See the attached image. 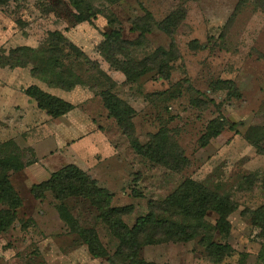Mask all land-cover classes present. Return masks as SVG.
Segmentation results:
<instances>
[{
	"label": "rangeland",
	"instance_id": "374dc122",
	"mask_svg": "<svg viewBox=\"0 0 264 264\" xmlns=\"http://www.w3.org/2000/svg\"><path fill=\"white\" fill-rule=\"evenodd\" d=\"M241 2L84 0L83 9L77 10L69 0H10L0 7V54L20 46L34 50L26 68L0 67V159L16 156L25 163L23 170L10 173L23 205L13 227L0 234V264H108L104 258H94L76 229L61 219L62 204L78 228L95 229L111 255L118 251L117 240L90 199L76 196L62 203L51 193L42 199L32 194L33 185L68 164L79 166L107 188L114 195L113 207H133L123 218L130 227L148 214L153 202L160 204L186 179L219 187L239 205L229 219L230 243L250 255L246 262H238L241 256L236 255L223 264H264V253L260 254L264 234L250 220L264 206V140L263 153L246 140L248 134L255 141L264 139V13L256 0H250L234 15ZM141 6L156 22L183 13L173 31L174 44L155 26L141 36L146 17ZM89 8L96 16L78 23L74 15L86 17ZM55 30L99 62L116 85L75 54L65 62L79 77L72 91L56 90L35 78L32 69L49 68L43 51L48 32ZM114 30L132 43L126 45L123 57L143 65L147 61V68L154 66L150 58L155 51L165 49L172 58L171 78L165 80L154 70L126 83L98 48L104 34ZM31 85L58 93L76 109L61 119H50L24 94ZM106 89L137 111L138 140L146 143L151 135L167 130L189 159L188 166L174 170L139 157L104 107L101 93ZM223 118L235 123L236 130L227 128L200 147L208 124ZM217 218L214 213L206 216L213 225ZM143 256L159 263L212 264L197 242L151 246Z\"/></svg>",
	"mask_w": 264,
	"mask_h": 264
},
{
	"label": "trees",
	"instance_id": "16d2710c",
	"mask_svg": "<svg viewBox=\"0 0 264 264\" xmlns=\"http://www.w3.org/2000/svg\"><path fill=\"white\" fill-rule=\"evenodd\" d=\"M8 1L10 0H0V7ZM69 1L77 10L83 9L84 0ZM249 1L242 0L235 9L234 15L240 11L239 7ZM256 4L264 13V0H256ZM142 8L146 17L141 36L151 32L152 27L155 26L168 34L174 44L173 31L184 16L183 13H173L162 22H156L153 15L144 7ZM90 12L89 8L86 17L84 14H75L76 21L82 23L96 16ZM126 45H132V43L123 41L121 32L114 30L104 34V40L98 47L110 68L125 76L126 83L137 82L154 70H157V74L165 80L171 78L170 62L172 58L165 49L161 48L155 51L154 56L150 58V60H155L153 61L154 66L147 68V61L143 65L138 60L132 61L130 58L123 57ZM45 46L43 56L48 61L49 68L45 71L32 69L31 73L35 78L47 82L51 88L66 92L75 89L79 77L65 63L67 59L73 58L74 54V57L82 59L85 64L92 65L94 70L116 85L113 78L100 68L99 62L91 60L61 31H49ZM33 53V48L29 46L11 49L8 54H0V67L26 68L30 64ZM121 56L124 59L120 58ZM168 93V91L164 92L165 95ZM24 94L34 102L38 110L43 111L52 120L66 116L76 109V106L71 102L47 92L38 85L29 86L24 90ZM101 97L109 116L116 121L123 134L129 138L132 148L139 157L174 170H181L188 166L189 159L178 143L169 138L167 130L161 129L151 135L148 142L142 143L135 136L134 119L137 116V111L133 106L111 89L104 90ZM236 127L235 123L230 124L224 118L212 120L199 140L200 147L205 148L225 129L234 131ZM246 140L258 152L263 153L261 142L264 139L255 141L248 134ZM24 167L25 163L16 156L0 159V205L3 206L0 209V234L7 233L13 227L17 221L18 209L23 205L21 197L10 180V173L23 170ZM31 192L37 199H42L47 193H51L55 199L62 203L66 199L76 196L90 199L100 210V217L107 225L111 237L119 244L118 251L114 255H111L103 246L95 229L78 228L65 205L59 206V213L64 222L76 229L90 254L94 258L106 259L108 264H173L170 262L159 263L143 256L148 247L170 243L197 242L212 264H223L227 259L236 255L241 256V261L238 262L243 263L250 256L247 252L237 251L229 242L232 230V223L229 219L238 210V203L229 194L221 193L219 187L211 189L206 182L186 179L160 204L153 202L148 214L138 218L131 227L123 218L132 211L133 207H113L114 195L107 188L101 187L96 179L75 164H68L53 172L48 180L33 185ZM208 213L217 215L215 225L206 220ZM253 215L250 217L252 226L262 229L261 234H264V206L255 211ZM217 236L220 237V240L216 239ZM260 245V254H263L264 243ZM238 262L237 264H239Z\"/></svg>",
	"mask_w": 264,
	"mask_h": 264
},
{
	"label": "crops",
	"instance_id": "0c3cea01",
	"mask_svg": "<svg viewBox=\"0 0 264 264\" xmlns=\"http://www.w3.org/2000/svg\"><path fill=\"white\" fill-rule=\"evenodd\" d=\"M53 90H55V89H53ZM56 90H57V89H56ZM62 91H63V90H62ZM47 92H48V91H47ZM54 92H55V91H54ZM65 92H66V91H65ZM49 93H50V92H49ZM51 94H53V95L59 97V94H58V93H52V92H51ZM60 98H62V97H60ZM62 99H64V98H62ZM64 100H65V99H64ZM66 101H67V100H66ZM68 102H69V101H68ZM72 104H73V103H72ZM73 111H74V110H73ZM73 111H72V112H73ZM72 112H70L69 114H71ZM69 114H67V115H69ZM67 115H66V116H67ZM66 116H63V117H66ZM63 117H61V118H63ZM61 118H60V119H61ZM229 242H230V240H229ZM230 244H231V243H230ZM231 245H232V244H231ZM232 246H233V245H232ZM233 247H234V246H233ZM236 250H237V249H236ZM237 251H239V250H237ZM244 252H245V251H244ZM144 253H145V251H144ZM146 259H147V258H146Z\"/></svg>",
	"mask_w": 264,
	"mask_h": 264
}]
</instances>
